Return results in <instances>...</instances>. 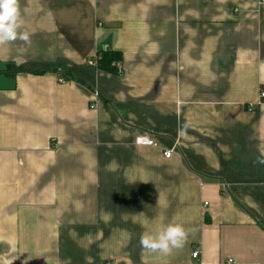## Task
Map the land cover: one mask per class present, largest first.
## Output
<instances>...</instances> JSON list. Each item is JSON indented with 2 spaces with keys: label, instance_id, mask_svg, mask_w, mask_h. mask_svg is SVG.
Returning <instances> with one entry per match:
<instances>
[{
  "label": "crops",
  "instance_id": "crops-1",
  "mask_svg": "<svg viewBox=\"0 0 264 264\" xmlns=\"http://www.w3.org/2000/svg\"><path fill=\"white\" fill-rule=\"evenodd\" d=\"M19 2L31 42L0 46V264H264V3ZM101 49L122 74L89 64ZM169 223L193 229L182 249L141 247Z\"/></svg>",
  "mask_w": 264,
  "mask_h": 264
},
{
  "label": "clouds",
  "instance_id": "clouds-1",
  "mask_svg": "<svg viewBox=\"0 0 264 264\" xmlns=\"http://www.w3.org/2000/svg\"><path fill=\"white\" fill-rule=\"evenodd\" d=\"M24 19L19 0H0V46L14 44L16 41L23 45L30 44L31 34L22 30ZM264 165V158L256 161ZM193 234V229L179 223H169L158 233L145 232L140 237V245L150 252L169 255L173 250L182 249Z\"/></svg>",
  "mask_w": 264,
  "mask_h": 264
},
{
  "label": "trees",
  "instance_id": "trees-1",
  "mask_svg": "<svg viewBox=\"0 0 264 264\" xmlns=\"http://www.w3.org/2000/svg\"><path fill=\"white\" fill-rule=\"evenodd\" d=\"M96 59V68L99 71H103L109 74H115L118 75V64H122L123 62V54L119 51L116 50H111V49H101L97 51L96 56L94 57ZM46 71H58L55 68H50V69H45V70H31V69H26L23 67L16 66L14 64H9L8 65V70L7 72L9 75L14 76L17 73H33V74H42L45 73ZM69 81H75L79 84H83L80 81H77L73 79L71 76L68 79ZM84 85V84H83Z\"/></svg>",
  "mask_w": 264,
  "mask_h": 264
},
{
  "label": "built area",
  "instance_id": "built-area-1",
  "mask_svg": "<svg viewBox=\"0 0 264 264\" xmlns=\"http://www.w3.org/2000/svg\"><path fill=\"white\" fill-rule=\"evenodd\" d=\"M260 1L262 3H264V0H260ZM89 64L91 66L96 67V64H97L96 59L93 58V59L89 60ZM118 72H119V74H122V72H123L122 64H118ZM64 82L65 81L63 79L60 80V83H64ZM260 98H261L262 103H264V91L261 92ZM99 101H100L99 93L94 92V102L91 103V107L95 108L97 106V104L99 103ZM133 143L135 146H138V147H158V143H157L156 139L149 133H143V134L138 135L137 137L134 138ZM163 154H164L165 158H171L173 156V152L171 150H166V151H164ZM198 256H199V252H198V250H196L193 253V257L198 258Z\"/></svg>",
  "mask_w": 264,
  "mask_h": 264
}]
</instances>
